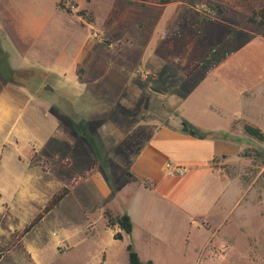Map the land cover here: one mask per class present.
<instances>
[{
  "label": "rangeland",
  "instance_id": "rangeland-1",
  "mask_svg": "<svg viewBox=\"0 0 264 264\" xmlns=\"http://www.w3.org/2000/svg\"><path fill=\"white\" fill-rule=\"evenodd\" d=\"M59 1L0 0V264H128L131 241L154 264H264V138L241 126L264 132V29L246 21L264 0H63L71 13ZM182 110L216 127L235 115L221 136L238 154L215 163L237 200L218 224L198 220L185 254L152 246L137 220L114 239L104 210L134 204L116 191L111 159H132L140 121L180 122ZM93 161L113 191L80 180L23 233ZM176 230L158 233L179 248Z\"/></svg>",
  "mask_w": 264,
  "mask_h": 264
},
{
  "label": "crops",
  "instance_id": "crops-1",
  "mask_svg": "<svg viewBox=\"0 0 264 264\" xmlns=\"http://www.w3.org/2000/svg\"><path fill=\"white\" fill-rule=\"evenodd\" d=\"M182 117L205 135L197 137L183 132L181 121H140L144 132H139L132 159L123 162L112 158L108 172L116 191L123 192L122 195L134 204V214L130 210L126 212L132 221L131 233L135 231V221H141L152 246L165 245L170 250L175 248L179 254L188 250L190 232L196 231L198 220L204 219L211 226L218 224L238 194L237 182L226 176L215 163L223 155L229 159L238 154L237 142L221 136V131H228L233 126L235 115L222 127L213 126L206 119L195 120L184 110ZM176 165L183 167L184 173L169 175L168 171ZM84 181L95 182L103 195L113 191L101 169H96ZM161 221H165L166 226H161ZM168 226L181 231V247L176 248V240L169 233L160 237L158 231ZM149 259L153 260L151 257L142 260Z\"/></svg>",
  "mask_w": 264,
  "mask_h": 264
},
{
  "label": "trees",
  "instance_id": "trees-1",
  "mask_svg": "<svg viewBox=\"0 0 264 264\" xmlns=\"http://www.w3.org/2000/svg\"><path fill=\"white\" fill-rule=\"evenodd\" d=\"M144 1V0H143ZM161 3H166L169 0H159ZM210 9L216 13H224L225 9L218 4H207ZM58 7L65 9V11L71 13L69 7H65L63 0L58 2ZM78 14L82 15L83 11L79 10ZM246 21L256 25L259 28L264 29V7L260 8L257 11H254L253 14L246 18ZM242 127L248 135L255 137L257 139L264 138V132L255 124L248 121H242ZM181 130L185 133L191 134L193 136L202 137L205 135L199 128L188 122L186 119H181ZM47 163V160H43ZM97 162L93 161L80 175H73L71 178L67 179L64 186L61 190L55 193L47 202V204L33 217L27 226L24 227L23 233L28 232L35 224H37L42 217L49 212L51 209L55 208L60 204V202L70 193L71 189L78 183L80 180L86 179L91 173L96 171ZM104 217L106 218L108 226H117L119 231L113 235L114 239L121 240L123 234L130 235L132 231V221L130 216L126 213H113L110 209L104 210ZM127 251L128 264H154L152 260L142 261L134 248V245L131 242H128L125 246ZM1 255V254H0Z\"/></svg>",
  "mask_w": 264,
  "mask_h": 264
},
{
  "label": "built area",
  "instance_id": "built-area-1",
  "mask_svg": "<svg viewBox=\"0 0 264 264\" xmlns=\"http://www.w3.org/2000/svg\"><path fill=\"white\" fill-rule=\"evenodd\" d=\"M184 173L183 167L176 165L168 171L169 175H182Z\"/></svg>",
  "mask_w": 264,
  "mask_h": 264
},
{
  "label": "water",
  "instance_id": "water-1",
  "mask_svg": "<svg viewBox=\"0 0 264 264\" xmlns=\"http://www.w3.org/2000/svg\"><path fill=\"white\" fill-rule=\"evenodd\" d=\"M44 89H51V87L49 85H46V87H44Z\"/></svg>",
  "mask_w": 264,
  "mask_h": 264
}]
</instances>
